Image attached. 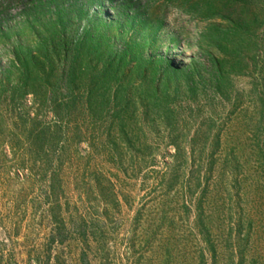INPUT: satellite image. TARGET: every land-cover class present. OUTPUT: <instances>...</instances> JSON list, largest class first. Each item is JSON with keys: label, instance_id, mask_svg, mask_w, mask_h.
<instances>
[{"label": "rangeland", "instance_id": "1", "mask_svg": "<svg viewBox=\"0 0 264 264\" xmlns=\"http://www.w3.org/2000/svg\"><path fill=\"white\" fill-rule=\"evenodd\" d=\"M259 93L264 0H0L6 174L33 96L45 109H74L70 119L99 134L109 124L137 127L138 143L152 142L137 151L167 157L215 136L231 146ZM135 108L148 115L133 119ZM4 178L0 200L16 189Z\"/></svg>", "mask_w": 264, "mask_h": 264}, {"label": "trees", "instance_id": "2", "mask_svg": "<svg viewBox=\"0 0 264 264\" xmlns=\"http://www.w3.org/2000/svg\"><path fill=\"white\" fill-rule=\"evenodd\" d=\"M33 97L9 174L0 162L16 186L0 200V264H264V93L231 146L167 157L137 151L152 142L135 126L99 134Z\"/></svg>", "mask_w": 264, "mask_h": 264}]
</instances>
